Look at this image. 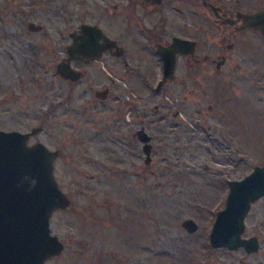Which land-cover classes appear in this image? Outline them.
I'll use <instances>...</instances> for the list:
<instances>
[{
    "label": "rangeland",
    "instance_id": "obj_1",
    "mask_svg": "<svg viewBox=\"0 0 264 264\" xmlns=\"http://www.w3.org/2000/svg\"><path fill=\"white\" fill-rule=\"evenodd\" d=\"M197 1L209 32L199 34L196 56L225 61L195 64L193 86L140 92L125 87L109 55L78 80L56 73L70 33L97 22L108 0H0V130L41 125L27 144L58 149L53 174L68 198L49 218L63 249L44 264H264V196L251 202L242 233L257 237V251L209 244L227 180L264 165V37L221 23ZM209 1L230 17L264 8V0ZM30 21L40 28L30 30ZM97 25L111 33L107 21ZM104 87L108 94L96 96ZM142 132L151 136L149 154ZM187 218L196 231L181 226Z\"/></svg>",
    "mask_w": 264,
    "mask_h": 264
},
{
    "label": "water",
    "instance_id": "obj_2",
    "mask_svg": "<svg viewBox=\"0 0 264 264\" xmlns=\"http://www.w3.org/2000/svg\"><path fill=\"white\" fill-rule=\"evenodd\" d=\"M212 11L221 23L235 24L241 20L237 30L251 28L264 37V8L253 12L237 11L234 18L218 14L215 6ZM27 27L35 31L40 25L30 21ZM81 29V35H71L67 61L56 66V73L62 78L76 80L79 77V72L69 65L70 58L80 52L95 57L114 45L113 40L94 25L84 24ZM193 47L194 41L175 37L170 46L158 50L164 63L163 79L173 76L176 53L192 52ZM224 61L225 57H221L216 68ZM104 93L96 94L103 97ZM41 129L40 125L28 132L0 130V264H44L46 259L63 249L62 242L51 233L49 225L52 211L68 204V198L53 174V160L58 149L51 150L42 142L27 144L28 137ZM150 138L145 132L139 135L146 154L150 152ZM227 184L225 205L216 213L209 232V244L213 248L234 250L242 247L247 253L255 252L259 246L257 237H244L242 233L251 202L264 196V165L253 166L245 176L227 180ZM180 224L188 233L198 227L191 218L183 219Z\"/></svg>",
    "mask_w": 264,
    "mask_h": 264
},
{
    "label": "flooded vegetation",
    "instance_id": "obj_3",
    "mask_svg": "<svg viewBox=\"0 0 264 264\" xmlns=\"http://www.w3.org/2000/svg\"><path fill=\"white\" fill-rule=\"evenodd\" d=\"M197 2L199 7L211 10L212 6H215L218 14L227 16L226 12L221 11L219 6L211 4L209 0H198ZM103 5H105V10L101 7V4L98 5V7L103 9V12L101 13L102 15H96L97 22L80 23L78 29L70 33V37L72 38V34L81 35V27L84 24H91L98 27L104 36L113 40L114 45L98 52L95 57L80 52L76 57L70 58V67L79 72V77L76 80L83 76L87 65L99 61L104 55H109L113 61L121 63L125 87L130 91L140 92L149 90L156 92L173 91L176 87L175 81L180 87L193 86L195 81L193 66L195 64L212 62L216 66V62L219 59L210 58L207 53L201 57L196 56L200 45L199 34L206 35L209 31L207 18L200 13L196 16L195 0H108V3ZM235 13L231 18L235 17ZM214 16L220 21L215 14ZM196 17L199 23L202 21V25L200 24L202 32L198 29L199 33L197 32V34L195 32ZM100 19L107 21L111 28V33L105 32L97 25ZM240 24H242L241 20L229 25L236 29V26ZM112 33H115V35L113 36ZM175 37L194 41L193 51L176 53L173 76L163 79L164 63L158 50L162 47L170 46ZM101 41V39H98V43H101ZM228 44L232 43H227L226 47ZM69 45L66 46L67 56L61 61L66 62L69 58ZM221 57L225 56L222 55ZM98 65L100 68H95L99 69L100 72H107V78L110 82L120 81L119 74L114 75L113 71L106 70L107 66L104 64ZM180 68L183 69L184 73L178 77ZM99 91H105V96L108 94L109 89L104 87L100 90H95L96 96ZM190 91H193V89L190 88Z\"/></svg>",
    "mask_w": 264,
    "mask_h": 264
}]
</instances>
